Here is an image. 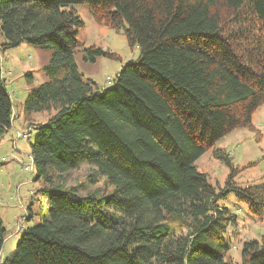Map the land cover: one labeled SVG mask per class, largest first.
Here are the masks:
<instances>
[{
  "label": "trees",
  "instance_id": "trees-1",
  "mask_svg": "<svg viewBox=\"0 0 264 264\" xmlns=\"http://www.w3.org/2000/svg\"><path fill=\"white\" fill-rule=\"evenodd\" d=\"M75 4L139 49L112 85L77 70ZM0 34V50L22 41L51 50L46 79L22 103L24 115H48L29 142L35 180L49 184L47 216L0 264H231L224 235L238 217L224 201L232 193L264 219V175L238 184L229 154L214 148L230 171L213 185L195 161L234 128H252L264 106V0H0ZM84 51L91 61L115 55ZM12 118L0 60V141ZM82 164L111 193L64 185ZM4 231L0 218V249ZM240 264H264V241H244Z\"/></svg>",
  "mask_w": 264,
  "mask_h": 264
},
{
  "label": "rangeland",
  "instance_id": "rangeland-1",
  "mask_svg": "<svg viewBox=\"0 0 264 264\" xmlns=\"http://www.w3.org/2000/svg\"><path fill=\"white\" fill-rule=\"evenodd\" d=\"M72 8L83 21V26L76 35L77 45L73 54L81 78L93 80L99 88L112 85L116 72L127 61L137 58L138 47L127 43L122 29L95 22L86 5L75 4ZM3 41L4 38L0 34V43ZM91 45L115 55H99L92 61L86 60L84 49ZM50 56L49 48L31 45L25 41L15 47L0 50L2 74L5 88L11 98L13 115L19 113V116H23V100L31 87L46 79L44 65L48 63ZM47 117L44 112L25 115L21 121L25 125L16 124L14 130L10 131L13 132L15 143L9 139V134L5 138L6 143H0V218L5 228L0 258L14 248L26 227L39 223L47 216L48 201L42 189L49 184L42 178L35 180L29 147V142L35 135L32 124L44 121ZM252 125V128H234L197 158L196 168L207 175L211 184L222 186L230 171L222 160L213 156L214 148L229 154L232 165L238 172L235 176L238 184L246 185L261 180L264 175L263 105L254 111ZM54 176L56 183L59 179ZM63 178V184L66 186L80 185L79 192L82 195L88 191H94L95 195L109 194L113 189L104 176L96 173L95 169L87 164L69 171ZM224 203L238 217L236 224L229 225L224 235L230 245L226 259L231 264H240L244 241H264V219L251 215L243 204L236 202L232 193Z\"/></svg>",
  "mask_w": 264,
  "mask_h": 264
},
{
  "label": "crops",
  "instance_id": "crops-1",
  "mask_svg": "<svg viewBox=\"0 0 264 264\" xmlns=\"http://www.w3.org/2000/svg\"><path fill=\"white\" fill-rule=\"evenodd\" d=\"M12 110H13V108H12ZM18 116V117H17ZM21 116L22 115H20L19 116V113L17 114H14L13 115V118H12V120H11V127L8 129V131L4 134V136H3V138L1 139V141H0V143L1 144H4V143H6V136L9 134V136L8 137H10L9 139H11L12 141H13V143H15L14 142V138H13V132H10L12 129L14 130V128H15V126H16V124H19V123H21L22 125H25V123H23V122H21V121H23L24 120V118H25V115L23 114V116H22V118H21ZM17 117V119H15ZM15 119V120H14ZM26 122V121H25ZM18 133V131H16V134ZM32 157V156H31ZM2 158V157H1ZM29 216H31V214H29ZM29 218V217H28ZM27 218V219H28Z\"/></svg>",
  "mask_w": 264,
  "mask_h": 264
}]
</instances>
